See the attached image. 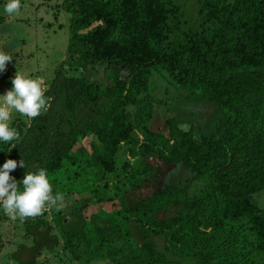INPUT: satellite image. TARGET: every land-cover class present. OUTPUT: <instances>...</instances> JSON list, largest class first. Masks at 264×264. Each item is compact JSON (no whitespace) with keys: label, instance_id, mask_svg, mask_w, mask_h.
Listing matches in <instances>:
<instances>
[{"label":"trees","instance_id":"trees-1","mask_svg":"<svg viewBox=\"0 0 264 264\" xmlns=\"http://www.w3.org/2000/svg\"><path fill=\"white\" fill-rule=\"evenodd\" d=\"M197 4V27L185 31V21L174 16L176 0H56L68 18L60 63L67 69L57 68L44 91L49 108L31 127L13 120L20 139L0 151V164L15 159L18 167L10 175L17 180L25 171L46 168L53 195L60 192L63 199L44 208L53 224L22 222L32 245L18 244L11 253L15 261L47 258L60 238L68 263L264 264V0ZM156 76L223 114L201 156L215 161L198 167L204 183L183 203L164 197L171 188L181 191L173 185L137 200L133 192L142 184V170L126 173L122 148L138 144L135 129L146 140L143 167L154 151L152 137L169 142L147 127L156 108L171 112V98L154 94ZM167 123L171 153L184 152L192 131H183L174 117ZM192 138L188 148L198 157L202 146ZM160 197L168 201L165 207L156 205ZM173 206L179 209L175 216L158 217ZM136 216L145 239L134 248L125 237L131 238L128 223ZM7 217L4 212L1 219Z\"/></svg>","mask_w":264,"mask_h":264},{"label":"rangeland","instance_id":"rangeland-1","mask_svg":"<svg viewBox=\"0 0 264 264\" xmlns=\"http://www.w3.org/2000/svg\"><path fill=\"white\" fill-rule=\"evenodd\" d=\"M176 1L177 7L176 11L174 9V16L176 15L180 20L185 21L181 28L187 31L197 27L194 20L198 0ZM3 2L4 0H0V51L7 52L13 59L11 62H6L4 71L0 73V94L11 87L10 78L16 71L26 73L32 78H39L43 82L44 89H46L51 79L54 80L59 65L62 66L61 70L65 71L67 69L66 64L61 65L60 63L64 59L68 44V18L62 10L56 9V0H20V11L18 14L13 15L3 13ZM75 72V74H78V71ZM152 81L155 87L154 94L158 98H171L168 101L170 102L168 108L172 114L171 112L165 113L163 107L156 108L147 127L156 134L164 135L166 139H169V142L165 143L162 138L152 137L150 145L154 151L146 155L148 156L146 158L147 166L143 167L141 166V146L146 143V140L141 131L135 129L134 134L139 140L138 144L134 148L125 145L122 148L126 163L129 164V166H126V173L133 172L136 167L142 170L137 176L138 181L143 179L142 184L138 190L133 192L137 200L151 198L166 185H173L181 191L171 188V192L163 194L164 197L167 200L177 199V202L183 203L184 200H187V197L199 190L204 183V172L198 167L209 165L215 161L214 157L207 159L201 156H205L206 153L204 148L205 139L215 135V128L223 120V114L213 103L198 99L185 89H175L168 84L165 78L156 76ZM48 108L47 103L43 112H46ZM83 112L85 111L83 110ZM169 117H174L183 131H192L185 139L184 152L171 153L170 146L174 144V139L169 135V124L167 123ZM17 118H21L20 120L26 128L32 126L33 118L28 119L16 114L15 119ZM192 136V139L202 146L198 157L194 156L196 150L188 148ZM178 157L185 159L183 163L174 161ZM176 163L182 164L176 166L174 165ZM81 165L79 162L77 168L80 169ZM146 173H148V176ZM167 200L160 197L156 205L164 206L165 204L166 206ZM59 204L58 201L51 207H57ZM178 210L173 206L169 210H163L158 217H173L178 213ZM45 211L47 210L43 209L40 215L26 218L24 221L45 219L53 224L51 221V215L53 214L50 215L51 210L50 212ZM90 213L91 211H88L86 216L89 217ZM3 214V210H0V264H20L11 257V253L16 250L18 244H24L26 247L31 246V238L24 234V225L18 218L13 219L8 215L7 218L1 219ZM139 218L136 216L130 222L136 224ZM144 220L146 221V227L150 226L147 220ZM131 238L126 236L125 240L130 242L134 248L143 242L137 244ZM59 243L62 245L60 238ZM61 245L57 248H50L49 253L51 255L47 253V258L41 257L34 264H77L75 262L68 263V255L60 249ZM81 264H104V262L88 259ZM179 264L193 263L192 260L186 259L179 260Z\"/></svg>","mask_w":264,"mask_h":264},{"label":"clouds","instance_id":"clouds-1","mask_svg":"<svg viewBox=\"0 0 264 264\" xmlns=\"http://www.w3.org/2000/svg\"><path fill=\"white\" fill-rule=\"evenodd\" d=\"M2 11L5 14H18L20 0H4ZM13 57L5 51H0V73L5 69L6 62ZM11 87L0 94V144L13 142L8 152L19 141L20 134L13 126L16 114L28 119L39 116L47 105L44 86L39 78H32L26 73L16 71L10 78ZM19 166L25 168L20 159ZM18 167L15 159H5L0 164V209L13 219L23 222L26 218L38 216L47 205L56 204L63 199V194L52 193L49 174L46 168L37 167L25 171L23 177L17 180L10 172Z\"/></svg>","mask_w":264,"mask_h":264},{"label":"water","instance_id":"water-1","mask_svg":"<svg viewBox=\"0 0 264 264\" xmlns=\"http://www.w3.org/2000/svg\"><path fill=\"white\" fill-rule=\"evenodd\" d=\"M128 228L130 230V235L133 238V240L137 244H140L144 240V237H145L144 233L134 222H129Z\"/></svg>","mask_w":264,"mask_h":264}]
</instances>
